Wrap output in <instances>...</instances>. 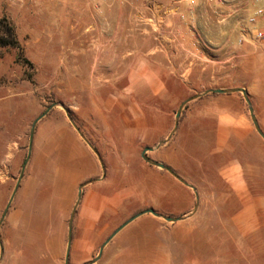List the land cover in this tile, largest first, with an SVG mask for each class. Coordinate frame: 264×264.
Segmentation results:
<instances>
[{"label":"rangeland","instance_id":"obj_1","mask_svg":"<svg viewBox=\"0 0 264 264\" xmlns=\"http://www.w3.org/2000/svg\"><path fill=\"white\" fill-rule=\"evenodd\" d=\"M227 1L235 2L234 15L228 4L206 1L200 12L198 0L185 12L180 8L182 20L173 15L184 24L175 32L194 36L198 56L190 74L161 75L165 88L157 91L141 89L136 74L91 75L87 66L77 68L74 35L87 27L83 10L91 0H0V17L14 27L29 63L16 61L17 49L0 48V219L28 155L32 123L51 104L62 105L35 126L29 160L0 225V264H64L78 188L97 179L82 189L69 264L91 262L120 225L147 209L182 220L143 215L118 232L94 264H264V141L242 94H208L188 103L172 137L147 153L195 188V212L193 190L141 158L144 148L169 137L180 104L208 89L247 91L264 133V42L238 44L252 27L249 14L264 8V0ZM140 2L126 1L132 7ZM130 12L125 30L133 35L139 28ZM220 34L236 48H224L225 62L216 69L202 59L213 56L205 38ZM127 48L134 56V43ZM232 51L234 67L226 61ZM94 78L102 82L96 89L90 88ZM68 115L98 153L104 175Z\"/></svg>","mask_w":264,"mask_h":264},{"label":"crops","instance_id":"obj_2","mask_svg":"<svg viewBox=\"0 0 264 264\" xmlns=\"http://www.w3.org/2000/svg\"><path fill=\"white\" fill-rule=\"evenodd\" d=\"M85 3L83 11L88 15L87 27L82 31L78 22L79 28L74 35L79 70L87 66L91 75L136 74V82L143 84L141 89L157 91L165 88L161 75L190 74L192 61L198 56L197 48L193 45L196 41L193 35L175 32V27L184 29V24H177L174 16H162L157 9L162 3L151 5L146 0H141L135 7L116 0H91V5L90 2ZM198 3L197 9L201 12L205 0H198ZM186 5L185 2L180 4L184 12L189 9ZM133 10L136 12L134 18L139 29L131 35L126 33L125 22L128 13ZM129 37L132 39L128 40ZM208 39L205 38L206 42L212 44V50L208 49L213 56L205 54L209 60L206 57L202 60L215 65L217 69L225 62L221 56L224 48L235 50L236 45L221 34L210 41ZM128 42L134 43V56L128 51ZM230 43L231 46L228 47ZM84 44L86 48L82 49ZM232 53L234 51L226 61L231 60V66L234 67V62L238 64V55L234 56ZM130 67L133 68L129 69ZM90 83L92 89L98 88L97 84H102L100 78H94Z\"/></svg>","mask_w":264,"mask_h":264},{"label":"water","instance_id":"obj_3","mask_svg":"<svg viewBox=\"0 0 264 264\" xmlns=\"http://www.w3.org/2000/svg\"><path fill=\"white\" fill-rule=\"evenodd\" d=\"M234 93H240L242 94V97L245 101V103L247 104L248 106V111H249V115H250V119L252 121V124L254 126V129L256 131V133L258 134V136L264 141V133L263 131L261 130L258 122H257V119L254 115V111H253V108H252V105L250 103V100H249V96H248V93L247 91H245L244 89H238V88H235V89H208L206 91H204L202 94H197V95H194L192 97H189L188 99L184 100L176 114H175V124H174V128L171 132V134L169 135V137L164 141V142H161L159 144H157L156 146L154 147H146L143 149V151L141 152V158L142 160L149 166L151 167H154L156 169H159L161 171H165L167 172L169 175H171L174 179H176L178 182H180L182 185H184L185 187H188L190 188L191 190H193V192L195 193V206H194V209H193V212L196 211L197 207H198V204H199V199H198V195L196 193V190L193 186L189 185L186 181H184L181 177H179L174 171H172L169 167H167L166 165L162 164V163H159L151 158H149L147 156V153H151L155 150H157L158 148H160L163 144H165L171 137L172 135L174 134V132L176 131L177 129V126H178V121H179V118H180V115H181V111L182 109L185 107V105H187L188 103L202 97V96H205V95H208V94H218V95H226V94H234ZM60 106L62 107V105L58 104V103H53L51 104L39 117H37L34 122L32 123V126H31V130H30V136H29V145H28V155L25 159V162L22 166V169L20 171V174H19V178H18V181H17V184L13 190V193L5 207V210L1 216V219H0V225L1 223L3 222L6 214H7V211L9 209V206L12 202V199L18 189V186H19V182L23 176V173H24V170H25V167H26V164L29 160V156H30V152H31V147H32V139H33V134H34V129H35V126L37 124V122L39 120H41L43 117H45L50 111L51 109H53L54 107L56 106ZM68 119L71 121L70 119V116L68 115ZM74 129L76 130V132L80 135V137L87 143V145L92 149V151L94 152V154L97 156V159L101 165V169H102V173L104 175V167H103V163L98 155V153L92 148V146L86 141L85 137L83 136V134L80 132V130L78 129V127L73 124V122L71 121ZM100 179H97V180H93V181H89L87 183H84L82 185L79 186L78 188V195H77V202H76V205L74 206L73 210H72V213H71V217H70V221H69V225H68V236H67V249H66V254H65V261H64V264H69V252H70V246H71V239H72V222H73V217L75 215V212H76V208H77V205L81 199V195H82V189L88 185V184H91V183H94V182H97L99 181ZM146 214H150L156 218H161L163 220H165L166 222H170V223H175V222H178L180 220H182V218H179V217H167V216H164L162 214H159L157 213L155 210L153 209H147L145 211H142L140 213H137L136 215H134L133 217H131L130 219H128L127 221H125L122 225H120L106 240L105 242L102 244V246L100 247L99 249V253L97 255V257H95L91 262L87 263V264H94L96 263L101 255H102V252H103V249L104 247L111 241V239L118 233L120 232L124 227H126L129 223L133 222L135 219L143 216V215H146ZM2 252H3V248L1 246V240H0V256L2 255Z\"/></svg>","mask_w":264,"mask_h":264},{"label":"built area","instance_id":"obj_4","mask_svg":"<svg viewBox=\"0 0 264 264\" xmlns=\"http://www.w3.org/2000/svg\"><path fill=\"white\" fill-rule=\"evenodd\" d=\"M90 1V0H89ZM120 3L126 2L127 0H116ZM206 3H214L215 5H223L228 4V15H231L229 13L237 12V7L235 5V2H229L227 0H205ZM182 2H185L187 4L188 8L194 7L197 3V0H175L172 3H169L168 5L159 4L157 6L158 12L162 16H178L181 20L184 18L182 14H180V4ZM263 2V0H255V3L259 4ZM230 9V10H229ZM247 22L252 27L249 28L246 31H243L241 34V39L238 41V44L242 43H258V42H264V8L262 6H255L251 13L249 14L247 18ZM200 42H202L199 39ZM206 50H209L206 47V44L204 45Z\"/></svg>","mask_w":264,"mask_h":264},{"label":"trees","instance_id":"obj_5","mask_svg":"<svg viewBox=\"0 0 264 264\" xmlns=\"http://www.w3.org/2000/svg\"><path fill=\"white\" fill-rule=\"evenodd\" d=\"M0 48L17 49L18 55L16 61H21L24 65H29L28 61L22 57L23 49L17 40L15 29L5 15L0 17Z\"/></svg>","mask_w":264,"mask_h":264}]
</instances>
